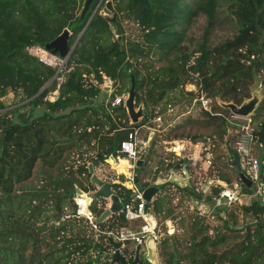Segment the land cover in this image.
Wrapping results in <instances>:
<instances>
[{"label":"trees","instance_id":"1","mask_svg":"<svg viewBox=\"0 0 264 264\" xmlns=\"http://www.w3.org/2000/svg\"><path fill=\"white\" fill-rule=\"evenodd\" d=\"M85 1L0 0V111L5 108L2 99L10 93L27 100L0 112V264H111L105 255L114 248L107 234L126 226L124 213L96 223L107 201H93L89 210L95 217V230L86 217L78 215L70 195L76 186L85 193L96 191L90 182V164L104 163L120 151L129 133L152 128L159 116L165 121L160 135L164 143L184 138L201 142V136L174 134L179 125L167 127L172 93L180 94L175 99H185L187 111L203 91L213 101L212 113L202 111L204 120L216 125L223 139L229 126L225 118L233 116L224 105L241 106L250 100L257 78L264 89V0H112L117 14L132 20L141 34L127 40L119 21L95 14L67 59L65 81L57 100L51 102L47 97L56 90V80L40 92L53 80L58 66L40 63L29 49L46 52V44L66 30L70 37L78 34V40L92 14L81 18ZM222 7L235 21L236 35L211 47L206 32L191 51L185 45L191 23L203 14L212 27ZM157 62L163 65L156 67ZM104 76L114 81L116 93L106 106L93 105L90 102L101 94L98 84ZM132 80L136 110L143 109L142 120L133 125L125 106H112L115 97L129 94ZM188 85L197 90L187 91ZM259 104L250 118L252 136L256 144L264 145V97ZM39 109L43 111L37 115ZM208 149L213 163V152ZM38 164L44 168L43 177L32 184ZM183 165L180 159L170 167L182 172ZM261 173L264 180V157ZM120 178L125 182L124 176ZM221 178L232 184L227 177ZM111 186L124 204L132 202V190L113 181ZM173 187L194 202L204 198V192H196L192 185L161 186L165 195H157L148 205L160 223L168 219L166 206L168 198L175 196ZM221 190L215 187L212 195ZM244 192L251 194L253 189L244 186ZM241 212L243 225L248 216L254 219L253 229L235 230L225 223L227 216L236 223ZM193 214L188 240L166 234L161 241L164 264H264V205L252 201L227 208L224 216L216 215L215 222L220 216L222 224L216 227ZM231 241L233 247L218 252ZM123 254L129 263L133 261L128 250Z\"/></svg>","mask_w":264,"mask_h":264},{"label":"rangeland","instance_id":"2","mask_svg":"<svg viewBox=\"0 0 264 264\" xmlns=\"http://www.w3.org/2000/svg\"><path fill=\"white\" fill-rule=\"evenodd\" d=\"M108 2H110L112 5V14L110 16L105 14V12H104V8L106 7V4ZM83 8H84V6H83ZM97 8H98L97 13L104 16V17H107L109 20H112L114 18V16H116V21H119L120 25L123 28V36L125 37V39H127V40L136 39V37L141 34L140 30L137 29L136 25L134 24V22L132 20L124 18L122 15L117 14L115 3L112 0H105L102 3H101V0H95L93 2V4L91 5L89 12L93 13L94 11H96ZM206 32H209L208 44L211 47L222 44L226 40L232 39L236 35L237 26L235 24L234 19L227 12L226 7H222L219 9L216 20L213 23L212 27L210 26V22L207 20V17L205 15L201 14L200 16H198L190 25V28L188 30V40L185 43V45L191 51L195 50L198 47V44L202 42V39H203L202 37L205 35ZM77 37H78V34L75 37L69 36L68 42L71 44L72 47L74 46L75 42L77 41ZM31 51L36 56H40L44 52V50H42V49L36 51L34 48H32ZM61 61H62L61 64H59V65L56 64V65L58 66V69L61 67L60 69L62 70V73L59 75L61 77H65L64 76L65 75V68L67 65V62H65L66 57L62 58ZM162 65H163L162 63H159V62L156 63V67H160ZM51 86H52V84H50V82H49V84H47V87L50 88ZM127 86H128V84H126L125 87L128 88ZM114 92L116 93L115 87H114ZM251 92L253 95H252V98L250 100H252L254 97H258L260 100L259 103H261V101L264 97V89L261 85V79L260 78H257L255 80L254 84L251 86ZM175 95L180 96V94L176 92V93H172V95H171V100H170L171 102L170 103L175 108V115L173 117L180 116L183 112L186 111L185 107L187 106V102H185V99H183V98H181V100H180V98L175 99ZM19 96H20V94L15 96L14 94L10 93L5 98H3L2 101H3V106L5 108L2 109L1 111L5 112L9 109H14V108L20 107L23 104H25L26 102L24 101V99L19 98ZM50 96L51 95L49 94L47 100H49L51 102L56 101L53 98H50ZM112 97H113V95H111L109 97V94L105 91V89H103V90H101V94L96 99L91 101L90 103L91 104L93 103V105H101L102 104V105L106 106L107 104L111 103ZM126 97L128 99V93H127ZM250 100H248V101H250ZM248 101H246V102H248ZM164 103H163V105L160 106V108H163ZM42 111H43V109H39L36 111V114L38 115ZM137 112H138V110H137ZM172 118H169V120L171 121ZM141 120H142V118L140 119V121ZM227 121H228V125H229L228 131H227V136L223 139L220 138L218 135L220 132L219 128L216 127V125H214L213 123L210 122V124H209L207 122V120L206 121L204 120L202 111L200 110L199 107H195L190 115H186V116L182 117L178 122L179 124L175 125V126L179 125V127H178L179 129L174 131V134H176V135H190V136H197V137L201 136V137H203V139L201 140V142H199V144H200L199 151L195 150V148L193 147L194 143L187 140V138H184L186 140L175 141V142H178L179 146L177 145L176 147L174 146L173 148H179V150L182 151L183 154H186V155H188V154L194 155L195 154L197 156V159H200V160L202 159V157L204 155L203 153L206 152V148H211V150L213 152V160H214L213 163L214 164L212 163L213 164L212 167L209 166L208 169H204L202 166H200V167L192 166V168L191 167L189 168V169H191V171H189V173L192 174L191 175L192 177L189 179V181H190V184L192 185V188L195 189L196 192L197 191L201 192L203 190L205 191V189H204L205 188V181L200 182L199 180H197V178L195 176L196 172H199V174L201 173V175L204 176L205 180L206 179L207 180L217 179V178L222 179L221 177L225 176L231 180V183H233L238 178V175H237L235 169L232 167V161H233L232 153L236 152L235 151L236 143L241 138L242 134L244 133L243 129L249 128V131L252 132L253 128H254V124H253V121L251 119H244V118L241 119V118H238L235 116L228 118ZM130 123H132V122H130ZM204 137H206L207 140ZM162 147L164 148V146H162ZM253 154L261 162L263 161L264 151L262 149L258 148L257 146H254L253 147ZM195 162H197V161H195ZM146 168H147L146 165H144L142 168H139L140 170H138L139 171V178H140L139 186L141 189H145L144 181H145V177H146ZM43 171H44V168H43L42 164H38L36 167L35 176L31 182L32 184L38 183V180L41 177H43V173H42ZM52 172L55 175L58 173L56 169H54ZM129 186H131V185L129 184ZM213 190H215V187ZM82 191L83 190L79 186H76L74 192H72L73 193V199L79 198L82 195ZM178 194H180V192L176 191L175 196L169 197L168 201H167L166 209L168 211V214H167L168 219H170L174 223V226H175V232L171 235L168 234V237L175 235L177 237L182 238V240L186 241V240H188V238L190 236V225H191V222L193 220L194 214L190 210L184 209L181 206L176 205L175 198ZM159 195L164 196L165 192L159 193ZM89 197H90V195H89ZM249 204H250V202H249ZM240 206L241 205H237V207H240ZM236 211L239 212V209H237ZM220 219H221V217L219 216L217 219V222L212 223V226L216 227V226L222 225L221 222H218ZM263 220H264V217H263ZM244 221H245V223H244L245 225H243V218L241 217V214L237 213L236 223H233L232 220H229L228 216H227L225 223H229L228 225H230L231 228H233L235 230L245 229L247 227H248V229H253L256 225L254 219L251 216H248L246 219H244ZM161 223H164V221ZM234 244L235 243L233 241H231L228 245L224 246L221 249H218V252L221 253L224 249H226L225 247L231 248L234 246ZM159 247H160V245H159ZM159 247H158L159 258H160V261L162 262V264H164L163 258L160 256ZM181 250H182V248H181ZM140 257H141L142 261L145 259L144 256H140Z\"/></svg>","mask_w":264,"mask_h":264},{"label":"built area","instance_id":"3","mask_svg":"<svg viewBox=\"0 0 264 264\" xmlns=\"http://www.w3.org/2000/svg\"><path fill=\"white\" fill-rule=\"evenodd\" d=\"M33 48V47H32ZM31 48V49H32ZM29 49L30 53L35 56L38 61L41 63V57L36 56ZM66 62V61H65ZM62 73V70L59 74ZM65 78V77H64ZM97 84V83H96ZM188 85L186 89L189 87ZM192 91H196V87ZM98 87L103 90H109L110 94L114 93L115 83L107 77H103V83L98 84ZM127 97L126 95L117 96L112 101V106H125ZM213 101L206 96V94L201 91L197 93L196 97L192 101V107H199L201 111L212 113ZM193 109H188L184 116L190 115ZM183 114V113H182ZM181 114V115H182ZM167 115L174 116L175 108L172 105L168 106ZM180 115V116H181ZM232 115V114H231ZM179 117V116H178ZM226 121L228 118H225ZM228 122V121H227ZM153 123L157 127H152L154 131L161 134L162 128L165 126V121L163 116L157 117ZM173 123H168L167 127H173ZM244 133L241 138L237 141L235 151L239 154L242 160V169L244 174L252 181L253 192L248 194L244 192V184L239 179V176L236 181L231 185L225 184L219 180L216 181V188H222L219 195H212L211 201L204 199L200 203L194 202L192 199H188L182 196L176 197V203L181 204L182 208L190 210L192 213H195L199 217L207 219L208 221L214 223L216 220V215L220 214L221 216L225 215V210L235 205H240L246 199L249 201H256L264 205V180L261 173L262 162L256 158L253 154V147L257 146L258 148L264 151V145L256 144L254 142L252 132L249 131V128L243 129ZM147 143L140 141L138 139V131L133 130L129 133L127 140L123 141L120 145L119 155L124 157L130 165L131 175H129V180L134 181V171L137 167V163L142 161L146 154ZM206 153L211 154L209 149H206ZM120 162V161H119ZM212 163V162H211ZM119 176V175H118ZM188 179H190L188 177ZM119 180V179H118ZM133 183V182H132ZM116 184L125 186L121 182H116ZM134 192V197L132 202L124 204L123 213L126 220V226L121 228L116 233L107 234L108 237H113L117 242L122 243V251L125 249L128 250L130 254L134 256L137 246L141 247L140 256L147 254L146 241L149 237H152L157 246L159 247L161 241L163 240L165 234H173L175 232L174 223L171 220H165L164 223H160L157 218L152 214L151 210L148 209L146 201L143 199V190L136 186L134 183L130 189ZM175 191V187L173 190ZM204 195H205V191ZM76 204L78 206L77 213L80 216H84L89 220V223L92 227L97 230L95 226V217L89 210V204L87 206L86 213L83 212V206L80 204L78 198L76 199Z\"/></svg>","mask_w":264,"mask_h":264},{"label":"water","instance_id":"4","mask_svg":"<svg viewBox=\"0 0 264 264\" xmlns=\"http://www.w3.org/2000/svg\"><path fill=\"white\" fill-rule=\"evenodd\" d=\"M95 0H86L84 3V8L81 14V18L86 17V15L89 13L91 5L93 4ZM104 0H101V3ZM98 8L96 11H94L91 16L89 17L86 27L83 30V33L81 34L80 38L75 42L74 46L71 47L70 52L66 53L63 55L62 58L72 54L75 50V48L78 45L79 40L84 36L85 30L88 27L89 23L91 22L92 18L95 16L97 13ZM104 12L107 15L112 14V5L110 2L106 4V7L104 8ZM113 23L116 22V16L111 20ZM70 36V32L68 30L64 31L59 37L57 38H65V40L68 42ZM50 84H53V81L50 82ZM49 87V86H48ZM47 86L40 92L42 93L45 89L48 88ZM39 93V94H40ZM38 94V95H39ZM135 85H134V80H132V86L128 94V99L126 100L125 107L128 112V116L132 122V124H137L139 122V118H142L143 116V109L139 108L138 112L135 107ZM27 102V100L25 101ZM260 100L258 97H254L252 100L245 102L241 106H237L233 103H228L225 104L224 107L228 109L231 114L238 116L240 118L244 119H250L254 115V113L257 110L258 104ZM1 112V111H0ZM179 151V148H175V151ZM118 153H113L111 154L105 161L109 166L115 167L117 164V155ZM233 161H232V167L235 169L237 175L239 176V179L242 181V183L248 187L252 188V181L244 174L243 169H242V160L241 157L239 156L238 153L234 152L232 154ZM188 164V159H184V165L187 166ZM138 168L143 167V162L140 161L137 163ZM90 174H91V179L90 182L93 186L96 187V191L91 195V200L92 202L98 199H104L110 203V205L107 207V209L104 211V213L96 219V223H102L108 218H110L113 215H118L123 212L124 209V204L121 201L120 197L113 191V188L110 183L100 179L93 170V167L90 166ZM184 173H185V178H181L176 175H172L171 178L167 180H158L155 185L147 187L144 189L143 192V199L146 201L147 205H150L155 197L160 193V188L159 186L165 185L166 183L174 184L180 187H185L189 183L188 180V174L187 170L184 168ZM139 178L136 177L134 180V184L136 186H139ZM140 187V186H139ZM71 196H73V193H70ZM77 198L74 199L76 201ZM230 226V225H229ZM231 227V226H230ZM107 240L109 243L113 246L114 251L112 254L105 255L110 256L111 258V264H138L139 262L142 261L140 257V250L141 247L137 246L134 254V259L131 263L128 262V259L125 257L122 251V243L117 242L113 237H108ZM146 249H147V254L145 255L144 261L147 262L148 264H161L160 258H159V253H158V246L156 244V241L152 238L149 237L146 241Z\"/></svg>","mask_w":264,"mask_h":264},{"label":"crops","instance_id":"5","mask_svg":"<svg viewBox=\"0 0 264 264\" xmlns=\"http://www.w3.org/2000/svg\"><path fill=\"white\" fill-rule=\"evenodd\" d=\"M193 88L194 87L192 85H190L186 90L187 91H192ZM105 91L109 94V97L111 95H113V94H110V92H108L109 90H106L105 89ZM191 108L194 109V107H192V105H189V108L188 109L190 110ZM182 117H184V113L181 116L177 117L175 120H172L170 122L174 124L173 126H175V125L179 124L178 122H179V120ZM140 119L141 118H139V121H140ZM152 124H153L152 127H157L154 123H152ZM134 130L135 131H138V139L140 141H143V142L145 141L147 143L146 154H145V157L142 160V162H143V166L146 165V167H147L146 168V177H145L144 183H145V185L148 184L149 185L148 187L155 185L156 182L158 180H160V179L161 180H167L168 181L171 178L172 175H176V176H179L181 178H185L184 168L187 170V174H188L187 177L191 178L192 177L191 176L192 174L189 173V171H191V169H189L190 167L192 168V166H196V167L202 166L204 169H208L209 166H211V167L213 166V164L211 163V158L209 157V154L203 155L202 159L200 160V159H197V156L195 154L194 155H192V154L186 155V154H183V152L180 151V150L179 151L178 150L175 151V148H173V147L174 146L176 147L177 145L179 146L178 142H175L174 141V142H165L164 143L162 141L163 139L160 136V135H163V134L157 133L156 131H154V129H152L150 127H143L141 129H136L135 128ZM118 145H119V143H117V147H118ZM162 146H164V148ZM193 147L195 148L196 151H199L200 144L199 143L194 144ZM115 153H118L117 154L118 155L117 156V166H118L119 165L118 164L119 161L121 159H123L124 157H122V156L119 155V150L117 152H115ZM180 159H183V160L184 159H188V164H187V166L183 165L182 172H179V171L175 170L173 166L170 167V165H176ZM195 161H197V162H195ZM90 166L93 167L94 173L100 179H102V180H104V181H106V182H108L110 184H111V181H113V183H116V182L119 181L122 184H124L125 185L124 187H126L127 189H131L132 188V185H133L134 181H132L133 182L132 183L129 180V175H131L130 165H129L128 173L127 174H123L121 172L119 173V171L117 170V166H116V168L115 167H112V166H109L106 163V161L104 163L100 164L97 167L96 166H93L92 164H90ZM119 168L120 169L121 168L122 169L123 168H126V170H127V165H122V163L120 162V167ZM138 170H140V169L138 167H136V169L134 171V180H135L136 177L139 178V171ZM121 176H124L125 182H122V180L120 178ZM195 176H196L197 180H199L200 182L205 181V188H204L205 189V195H204V198L202 199V201L206 197H211L212 196V193H213V189L216 186V181H217L218 178L217 179H209V180L206 179L205 180L204 176L201 175V173L199 174V172H196V175ZM139 180H140V178H139ZM219 180L221 181V179H219ZM189 183H190V181H189ZM129 184L131 186H129ZM172 185H174V184H172ZM190 185L191 184H188L187 186H190ZM175 186H177V185H175ZM160 187L161 186H159V188ZM178 187H180V186H178ZM145 188H147V187H145ZM181 188H184V187H181ZM142 190L144 192V189H142ZM173 192H174V195H175L176 192L175 191H173ZM91 193L92 192L85 193L84 191H82V195H81V196L85 195L86 197L89 198V200H90L89 206H91V204L93 203L92 200H91V195L93 193L92 194ZM160 193H161V190H160ZM89 195H90V197H89ZM179 195L180 194H178L177 196H179ZM185 198L190 199L191 197L189 195L188 197H185ZM175 200H176V198H175ZM209 201H211V200H209ZM249 202H252V200L249 201L248 199H246L240 205L241 206H246V205L249 204ZM109 205H110V203L107 201L106 209H107V207ZM176 205L181 206L180 203L179 204L176 203ZM235 206H237V205H235ZM240 214H241V217H242V212ZM166 220H170V219H166Z\"/></svg>","mask_w":264,"mask_h":264},{"label":"bare ground","instance_id":"6","mask_svg":"<svg viewBox=\"0 0 264 264\" xmlns=\"http://www.w3.org/2000/svg\"><path fill=\"white\" fill-rule=\"evenodd\" d=\"M72 46L69 45V42H67L65 40V38H56L54 39L53 41L49 42L46 44L45 46V51L44 53H42L40 55L41 57V63L44 64V65H47V66H55L56 64H61L62 63V57L63 55H65L66 53H69L70 52V49H71ZM58 57H57V56ZM71 56V54L68 56V58ZM66 58V61L67 59ZM61 68V67H60ZM58 69L55 77L53 78V82L54 80L57 81V88L54 92H51L50 93V98H53L54 100H57L58 96H59V88H60V85L65 81L64 77H61L59 75L61 69ZM48 98V97H47ZM233 115V114H232ZM235 116V115H233ZM235 117H238V116H235ZM240 118V117H238ZM242 119V118H241ZM120 162L122 163V165H127V170L126 168H119L120 167ZM120 162L118 163L119 165L117 166V170L123 174H127L128 173V168H129V164L127 162V160H125L124 158L120 160ZM115 166V168H116ZM78 200L80 201V204L83 206L82 210L83 212L86 213L87 211V206L88 204L90 203V200L88 197H86L85 195L83 196H80L78 198Z\"/></svg>","mask_w":264,"mask_h":264}]
</instances>
